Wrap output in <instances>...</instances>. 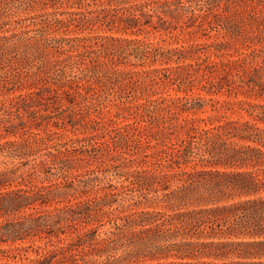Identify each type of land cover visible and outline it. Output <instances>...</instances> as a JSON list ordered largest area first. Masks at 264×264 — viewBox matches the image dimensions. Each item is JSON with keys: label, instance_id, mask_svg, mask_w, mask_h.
<instances>
[{"label": "trees", "instance_id": "16d2710c", "mask_svg": "<svg viewBox=\"0 0 264 264\" xmlns=\"http://www.w3.org/2000/svg\"><path fill=\"white\" fill-rule=\"evenodd\" d=\"M0 129V264H264V0H0Z\"/></svg>", "mask_w": 264, "mask_h": 264}, {"label": "rangeland", "instance_id": "374dc122", "mask_svg": "<svg viewBox=\"0 0 264 264\" xmlns=\"http://www.w3.org/2000/svg\"><path fill=\"white\" fill-rule=\"evenodd\" d=\"M180 36H181L180 41H182V42H186L187 43V42H191L193 40V37H191L188 34H185V35L183 34V35H180ZM211 38H212V36L210 35V33H207L206 35L197 37L196 39L199 40V41H204V40H208V39H211ZM134 85H136V84H129V83H126V82H119V83H116V84H113V85L105 83V84H101L100 85V87H99V91L100 92L99 93L102 94V95H105L106 99L111 98L112 96H116L117 98L118 97L129 98V97L133 96ZM202 93H205V91H202ZM212 95L215 96L216 98L219 97L220 99L229 98V96H227L225 93H219L218 92V93H213ZM212 112H214V111L212 109H210L209 106H208L206 108V110L200 111L199 114L201 116H206L207 114L212 113ZM228 112H230V111H228ZM36 116L37 117L31 118V120H28V122H26V123L29 124L30 123L29 121L33 122V121L37 120L40 115H36ZM103 117H105V116H103ZM35 118H37V119H35ZM53 119L55 120V119H57V117L54 116ZM1 132H4V130L1 131ZM104 133L106 134V132H104ZM9 137H14V136L10 135ZM75 147H76V144H75ZM43 148H44V146L41 145V148L39 150H37V152L34 155H32L30 158L38 159L39 157H42V154L45 152V149H43ZM53 166H56V163ZM53 169H55V167H53ZM36 241H37V243L40 242L39 240H36ZM22 243L28 244L29 241H24ZM29 249H30L29 254L31 256L34 255V251H31V248H29Z\"/></svg>", "mask_w": 264, "mask_h": 264}]
</instances>
